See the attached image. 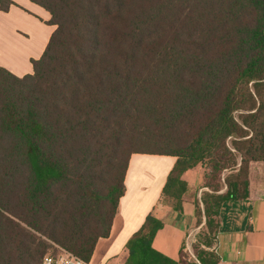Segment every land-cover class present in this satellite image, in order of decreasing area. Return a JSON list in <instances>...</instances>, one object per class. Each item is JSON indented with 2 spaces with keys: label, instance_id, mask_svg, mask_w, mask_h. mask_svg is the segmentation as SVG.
I'll return each mask as SVG.
<instances>
[{
  "label": "trees",
  "instance_id": "16d2710c",
  "mask_svg": "<svg viewBox=\"0 0 264 264\" xmlns=\"http://www.w3.org/2000/svg\"><path fill=\"white\" fill-rule=\"evenodd\" d=\"M31 1L56 29L32 74L0 67V264L53 245L90 262L133 154L177 158L163 189L177 212L183 173L206 167L194 264H219L222 205L248 197L264 162V0ZM163 227L148 215L124 264H184L185 246L179 261L154 249Z\"/></svg>",
  "mask_w": 264,
  "mask_h": 264
},
{
  "label": "crops",
  "instance_id": "0c3cea01",
  "mask_svg": "<svg viewBox=\"0 0 264 264\" xmlns=\"http://www.w3.org/2000/svg\"><path fill=\"white\" fill-rule=\"evenodd\" d=\"M8 11L0 10V67L22 77L33 73V60L44 54L56 26L48 24L50 13L31 0H11ZM176 157L133 154L125 176V195L120 199L111 233L96 245L91 264H124L128 240L153 214L164 227L153 247L179 261L180 252L196 231L195 203L203 192L206 167L197 165L185 171L182 179L188 190L183 211L165 202L163 189ZM248 197L226 201L220 211V228L215 251L219 264H264V162L249 166Z\"/></svg>",
  "mask_w": 264,
  "mask_h": 264
},
{
  "label": "rangeland",
  "instance_id": "374dc122",
  "mask_svg": "<svg viewBox=\"0 0 264 264\" xmlns=\"http://www.w3.org/2000/svg\"><path fill=\"white\" fill-rule=\"evenodd\" d=\"M209 183H210V186L218 185L222 189L220 192H224L226 190L222 180H220V181L210 180ZM205 193H206V191H205ZM195 230L196 231L189 237V239L185 243V250L183 252L184 264H194V262H196V260H195L196 252H198L200 249L204 248L205 234H207V228L205 226V217H203V222H202L201 226L197 227V225H196ZM59 251H60V248L53 245L52 247H50L47 250L45 255H47V254L55 255ZM40 262L41 261H39L38 264H40Z\"/></svg>",
  "mask_w": 264,
  "mask_h": 264
},
{
  "label": "built area",
  "instance_id": "2783aa9c",
  "mask_svg": "<svg viewBox=\"0 0 264 264\" xmlns=\"http://www.w3.org/2000/svg\"><path fill=\"white\" fill-rule=\"evenodd\" d=\"M40 264H91L86 262L76 255L67 252L65 250H60L57 254L51 255L47 254L43 257Z\"/></svg>",
  "mask_w": 264,
  "mask_h": 264
}]
</instances>
